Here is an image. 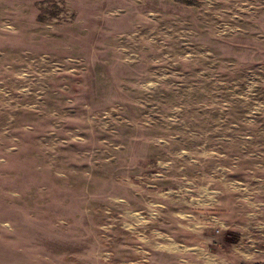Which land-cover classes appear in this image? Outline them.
I'll return each mask as SVG.
<instances>
[{"label": "rangeland", "instance_id": "1", "mask_svg": "<svg viewBox=\"0 0 264 264\" xmlns=\"http://www.w3.org/2000/svg\"><path fill=\"white\" fill-rule=\"evenodd\" d=\"M0 264H264V0H0Z\"/></svg>", "mask_w": 264, "mask_h": 264}]
</instances>
